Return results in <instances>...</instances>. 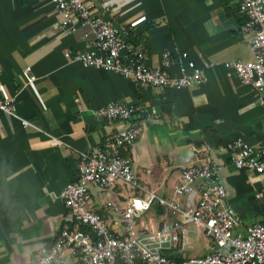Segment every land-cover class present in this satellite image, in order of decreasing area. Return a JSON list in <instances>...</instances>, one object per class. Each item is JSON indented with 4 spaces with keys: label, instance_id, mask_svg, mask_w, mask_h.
I'll list each match as a JSON object with an SVG mask.
<instances>
[{
    "label": "crops",
    "instance_id": "obj_1",
    "mask_svg": "<svg viewBox=\"0 0 264 264\" xmlns=\"http://www.w3.org/2000/svg\"><path fill=\"white\" fill-rule=\"evenodd\" d=\"M109 1L113 9L105 16L131 26L126 42L147 49L149 66H158L164 51H187L207 80L188 87L142 86L70 61L64 52L84 48L93 38L88 25L62 26L52 0H0V97L14 96L18 114L32 123L22 127L0 110V264H29L36 248L71 225L59 193L76 178L80 153L124 124L96 114L111 100L147 112H137L143 129L124 152L140 188L119 182L90 186V204L109 223L123 230L122 211L134 192L149 189L170 197L184 167L210 158L221 163L227 200L244 224L264 215V192L257 195L264 173L235 167L226 149L237 138L264 145V99L224 65L253 56L251 29L238 0ZM27 66L32 82L24 74ZM50 136L64 144L52 143ZM157 210L154 206L139 221L156 226L167 215ZM71 261L66 253L65 264Z\"/></svg>",
    "mask_w": 264,
    "mask_h": 264
},
{
    "label": "built area",
    "instance_id": "obj_2",
    "mask_svg": "<svg viewBox=\"0 0 264 264\" xmlns=\"http://www.w3.org/2000/svg\"><path fill=\"white\" fill-rule=\"evenodd\" d=\"M52 1L62 26L88 25L93 34L84 48L64 52L70 61L131 77L142 86L188 87L206 82L203 69L187 51H164L160 64L149 66L147 49L126 42L131 26L105 16L113 9L109 0ZM238 12L251 29L253 56L226 61L224 65L228 74L234 73L263 100L264 0H238ZM24 74L27 82L35 79L29 66ZM0 110L17 119L22 127L32 124L18 114L14 96L0 97ZM144 111L139 105L117 100L95 109L108 122L124 124L92 150L80 153L76 178L59 193L72 223L62 227L49 245L36 248L29 264H65L66 253L72 257L71 264H264V215L253 224H244L227 200L220 175L222 165L212 158L184 167L170 197L149 189L142 194L134 192L122 211L123 230L92 207V185L104 188L119 182L140 188L132 158L124 152L142 132L143 124L136 114ZM149 112L157 115L154 109ZM50 139L56 145L64 144L57 137ZM226 149L235 167L264 173V145L256 147L237 138L227 143ZM262 192L264 186L257 195ZM155 205L163 207L167 215L156 226H146L139 218ZM192 233L195 239L204 240L207 251L187 254Z\"/></svg>",
    "mask_w": 264,
    "mask_h": 264
},
{
    "label": "rangeland",
    "instance_id": "obj_3",
    "mask_svg": "<svg viewBox=\"0 0 264 264\" xmlns=\"http://www.w3.org/2000/svg\"><path fill=\"white\" fill-rule=\"evenodd\" d=\"M142 218L143 219L145 218L144 214L140 220H142ZM191 239H192V243L187 249V254L203 253V252L207 251V248H205V246H204V240L203 239H200V240L195 239V235L193 233L191 234ZM191 247H192V249H191Z\"/></svg>",
    "mask_w": 264,
    "mask_h": 264
},
{
    "label": "trees",
    "instance_id": "obj_4",
    "mask_svg": "<svg viewBox=\"0 0 264 264\" xmlns=\"http://www.w3.org/2000/svg\"><path fill=\"white\" fill-rule=\"evenodd\" d=\"M156 207H157V212L158 213H163V211H164V209H163V207H161L160 205H155Z\"/></svg>",
    "mask_w": 264,
    "mask_h": 264
}]
</instances>
